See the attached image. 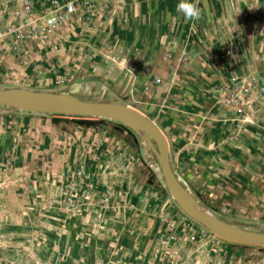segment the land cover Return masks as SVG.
Returning <instances> with one entry per match:
<instances>
[{
  "label": "crops",
  "instance_id": "1",
  "mask_svg": "<svg viewBox=\"0 0 264 264\" xmlns=\"http://www.w3.org/2000/svg\"><path fill=\"white\" fill-rule=\"evenodd\" d=\"M28 1L37 22L55 3L77 10L46 38L0 41V89L128 105L163 133L182 194L216 220L244 221L249 192L263 191L249 184L248 125L264 128V0H191L201 16L190 21L180 0ZM19 8L2 1V27ZM243 83L251 119L224 104ZM105 123L0 104V264H201V252H242L218 235L200 244L205 228L147 181L160 157Z\"/></svg>",
  "mask_w": 264,
  "mask_h": 264
},
{
  "label": "rangeland",
  "instance_id": "2",
  "mask_svg": "<svg viewBox=\"0 0 264 264\" xmlns=\"http://www.w3.org/2000/svg\"><path fill=\"white\" fill-rule=\"evenodd\" d=\"M0 4H2V1H0ZM56 94L65 97H72L66 93H61V92H57ZM249 102L251 103L250 99ZM122 105L128 106L126 104H122ZM31 112H36V111H31ZM62 116L66 117L69 115H62ZM75 117L84 120H96L99 122H104L105 125H106L105 122H111V124L114 126L113 130L116 132V134L120 135L124 139V141L128 145H130L137 153H142L144 155H147L149 160L153 159L154 161H156L157 157L159 156V151L156 142L150 136L147 130H145V128L138 125L140 123L131 120L120 121V120L103 119L98 117H80V116H75ZM248 132H249L248 133L249 184H252L255 187L256 182L262 181L263 191L262 193L257 195L255 192L252 193L249 192L247 218L244 221L242 220L239 224H235L234 226L247 231H257L260 233H264V128L248 125ZM147 181L148 183H151L156 186V188L159 191L160 199H162V197L164 198L167 197L175 201L170 195L169 191L167 190L163 178V174L161 171L158 180H156L154 175L149 174ZM86 186L88 187H85V189L83 190L85 192L84 198L86 199L89 198L90 200L93 190L96 192L97 189L93 188L90 185H86ZM77 190H78V185L76 183L67 184L65 185V188L64 187L62 188V199L70 207H73L76 202L74 195L77 192ZM65 193L68 194L70 200L67 199ZM102 201L104 202V205L106 204L105 206L107 207L111 206L109 205L111 203L110 196H106V195L103 196ZM203 230L206 236L200 234L198 237L199 243L210 245L211 240H207V238H209L208 236L215 237L217 235L213 234L206 228ZM139 243L141 244V242H138V244ZM233 243L239 246V249H241L242 252H232L231 255H229L230 252H221L222 250L220 249H217L218 252H201V254H203V257H201V264H264V246L253 243L238 242V241H235ZM215 248H219V247H215ZM166 253L167 255L169 253L167 258H169V256L171 258H175L177 257V255H179V252H166Z\"/></svg>",
  "mask_w": 264,
  "mask_h": 264
},
{
  "label": "water",
  "instance_id": "3",
  "mask_svg": "<svg viewBox=\"0 0 264 264\" xmlns=\"http://www.w3.org/2000/svg\"><path fill=\"white\" fill-rule=\"evenodd\" d=\"M0 104L44 114L98 117L120 121L131 120L140 123L156 142L167 190L187 216L220 237L264 246V233L243 230L222 220H216L197 207L193 200L182 194L175 183L170 164L168 144L163 133L151 119L139 111L122 104L86 102L50 92H38L20 88L0 89Z\"/></svg>",
  "mask_w": 264,
  "mask_h": 264
},
{
  "label": "built area",
  "instance_id": "4",
  "mask_svg": "<svg viewBox=\"0 0 264 264\" xmlns=\"http://www.w3.org/2000/svg\"><path fill=\"white\" fill-rule=\"evenodd\" d=\"M3 2L11 0H0ZM19 1L20 8L14 13L18 23H10L4 27L0 24V41L11 38L15 43L29 39L34 36H42L46 38L50 35L60 24L66 22L69 17L76 12L77 5L73 2L65 4H54V11L42 22L29 17L30 3L28 0H16ZM156 84H160L161 80L156 79ZM251 87L248 83H243L241 86H234L229 90L228 95L224 100V104L228 106H234L237 108V113H247L249 119L253 117V114L246 112L245 106L248 103L247 97L250 94ZM67 199L70 197L65 193Z\"/></svg>",
  "mask_w": 264,
  "mask_h": 264
},
{
  "label": "clouds",
  "instance_id": "5",
  "mask_svg": "<svg viewBox=\"0 0 264 264\" xmlns=\"http://www.w3.org/2000/svg\"><path fill=\"white\" fill-rule=\"evenodd\" d=\"M177 11L183 14L186 21L199 20L201 16V9L191 0H180Z\"/></svg>",
  "mask_w": 264,
  "mask_h": 264
},
{
  "label": "bare ground",
  "instance_id": "6",
  "mask_svg": "<svg viewBox=\"0 0 264 264\" xmlns=\"http://www.w3.org/2000/svg\"><path fill=\"white\" fill-rule=\"evenodd\" d=\"M138 125H140V126H142L141 124H138ZM143 128H145L144 126H142ZM146 130V129H145ZM148 132V131H147Z\"/></svg>",
  "mask_w": 264,
  "mask_h": 264
}]
</instances>
